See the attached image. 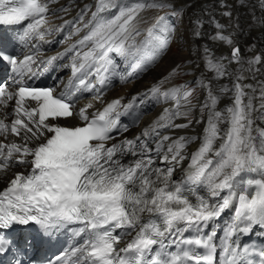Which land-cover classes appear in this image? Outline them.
Instances as JSON below:
<instances>
[{
  "label": "snow or ice",
  "instance_id": "snow-or-ice-1",
  "mask_svg": "<svg viewBox=\"0 0 264 264\" xmlns=\"http://www.w3.org/2000/svg\"><path fill=\"white\" fill-rule=\"evenodd\" d=\"M57 2L0 0V25L28 21L25 38L35 33L44 39L39 30H52L47 27L48 13ZM257 2L264 12V0ZM219 3L229 26L240 30L238 18L233 20L227 10L231 6L226 0ZM238 3L247 6V0ZM185 9L178 0H96V11L84 24L87 31L77 42L80 50L77 45L66 50L75 53L72 78L58 95L55 88L26 83V77L38 74L33 70L36 56L18 59L0 54V61L15 74L11 83H0V177L11 173L0 190V264L3 257H11L8 264H25L22 257L32 240L25 237L21 247L10 237L15 226L29 229L32 225L45 235L71 226L73 244L49 264H215L216 232L205 229L226 211L232 217L224 228V264H253L246 259L247 245L243 250L233 247V237L264 232V127L260 126L264 124V82L258 97L252 85L242 83L245 71L264 68V50L245 61L240 47L222 34L225 25L209 20L217 30L210 38L228 44L230 56L215 57L204 47V68L212 76L202 73L195 81L206 93L204 101L193 104L195 89L184 85L162 90L165 82L183 72L185 66L176 64L149 89L157 102L171 100L173 106L164 108L132 139H118L127 131L119 118L134 107L135 97L129 103L114 99L91 112V102L76 107L78 94L93 92L97 84L107 86L105 73L113 65L110 52L134 61L129 76L154 65L169 49L175 32L169 13L182 21ZM146 12L154 14L150 23L144 19ZM84 14L82 10L79 15ZM191 23L193 39L201 38V17ZM260 23L264 25V15ZM141 24L148 26L137 40ZM80 31L76 28L74 34ZM230 64L239 67L229 71ZM226 76L231 87L214 88L213 81ZM96 91L93 100L99 101ZM229 93L232 103L217 110L220 96ZM197 107L200 119L193 116ZM180 119L187 123H176ZM76 120L79 125L72 123ZM193 123H204L202 136L163 134V130L186 129ZM197 141L189 154L188 146ZM17 167L24 170L14 172ZM177 169L181 175L174 179ZM256 264H264V248L258 251Z\"/></svg>",
  "mask_w": 264,
  "mask_h": 264
},
{
  "label": "bare ground",
  "instance_id": "bare-ground-1",
  "mask_svg": "<svg viewBox=\"0 0 264 264\" xmlns=\"http://www.w3.org/2000/svg\"><path fill=\"white\" fill-rule=\"evenodd\" d=\"M79 1L80 0H58L57 3L50 5L51 12L48 13V21H49L48 27H50V28L57 27V26L61 25L62 23H65V21H69L71 19V17L73 16V13H70V12L65 13V12L61 11V8H67L68 6H71L74 4H79ZM91 1L93 4L92 6L94 7V10L92 12H94V11H96V0H91ZM127 2L131 3L132 0H127ZM178 3L186 5V9H185L186 14L183 17V20L180 21L177 25H175L176 26L175 27V34L177 36L178 41H180L179 42L180 43V51L175 53V54L173 53L174 55H172V56L168 55L167 57H165L162 60V58L167 53L172 51L171 49H169L167 53H165L161 58H159V60L155 64V66H153L149 71H147L145 74H143L141 76V78H139L133 82L122 84V85L118 86L115 90H113L112 96L120 95V96H123L124 98H126L128 96V94L145 88L147 86V84L149 86H154L157 83H159L160 81H162L165 76H167L168 72L171 70L172 67L175 66V64L179 60H182L184 58L189 59V62L186 65L188 67V64L190 63V60H191L190 58H192V59L195 57L200 58L199 52L203 51V50H200L201 43H203L204 46H206L207 44L204 40L198 39V41H197L196 39H193V37L191 35L192 32H191V23L190 22H191V20L195 19L196 17H201V19H202L203 17H205V15H207V14H205V15L203 14L204 16H202V13H200L202 11L198 12L197 9L194 10L197 5L201 6L200 7L201 10H202V8H204L206 10V8L214 7V4L213 3H212V5L210 4L211 0H178ZM232 5H236V3H233ZM242 7L243 8L238 11V14H240L241 16L242 15L246 16V18H244L242 22H244V21L251 22L252 20H254L253 23L252 22L251 23L244 22L243 24L240 25V30L234 31L235 26L234 25L229 26L228 17L222 16L223 20L222 21H221V19H218V20H219V22H221L225 25L226 36H229L233 40V42L240 47L242 57L244 58L245 61H247V59L252 57L254 54H259V53H261L262 50H264V25H261V23H260V18L262 15H264V12H262V10L260 9L257 0H247V6H242ZM215 8H217V10H219V11L223 9V8H221L220 4L215 5ZM227 10H230V9H227ZM233 10H234V8H233ZM203 12H205V11L203 10ZM143 15H147V13H144ZM249 15H250V17H249ZM88 16H89V14H87V12H85V14L83 15V17H81V19L86 21ZM253 17H255V19H253ZM219 18H221V17H219ZM239 18H241V17H239ZM235 19H237V18H233V20H235ZM178 20H175L174 24ZM144 25L145 24H142L141 27H143ZM72 31H73V34L69 35L68 43L74 44L73 40L76 39V42H78L79 39L82 38V32L80 31L77 34H74L75 33V27L72 29ZM141 32H142V35L137 36L136 37L137 40L142 39V37H143V30L142 29H141ZM203 36H204V34H203ZM213 43L214 42H212V44ZM194 44H195V48L193 50ZM223 46H224L223 48H219V47L218 48L217 47L212 48L211 46H208V47L211 49V51L213 52L215 57H229L230 56V53H229V47L230 46H227V45H226L227 47L225 45H223ZM197 50H199L198 53H197ZM193 63H194V60L189 65L190 68L188 67V70L189 71L193 70L192 72H189V73L191 75V79L193 80V82H195L196 78L200 77L201 75H198L200 73H197L195 71V67H194L195 64L193 65ZM223 63L227 64L228 61L223 60ZM197 66H199V65H197ZM201 67H203V65ZM238 67H239V65H236V64L228 65L229 71H234ZM244 67L245 68L248 67L247 63H245ZM256 67L261 68L260 65H257ZM154 68H155V70L151 71ZM165 69H167L169 71L164 74ZM198 69H199V67H198ZM202 70L205 71L204 69H202ZM204 76L207 78H211L212 73L209 72V74H204ZM244 76L246 78L242 81V83L247 84V85H252V87L256 89V92L254 93V95H256L258 97L259 96L260 82H264V68H261L260 71H256L254 73L249 72V71H245ZM189 78H190V76H189ZM213 85H214V88H218L220 85H229V87H231V78L226 76V77L220 79L219 81L214 80ZM164 86L165 85L163 84L162 88H164ZM167 86L169 87L170 85L168 84ZM245 91L251 93V89H245ZM205 95H206V93L202 90V93H201V96L199 98L197 105L204 101ZM129 99L124 101V103H127ZM173 103L174 102L171 100L168 101L167 103H165L162 101L157 102L155 99H153V101L151 103H149V110H148V113L145 117V120H143L142 122H139L134 128H132L131 131L134 133H141L145 128H147L154 120H156L159 117V115L163 112L164 108L172 107ZM231 103H232V99H231L230 93L221 95L220 100L217 104V110H222L226 106L230 105ZM93 104L95 105L96 102ZM254 104L258 105L259 101L258 100L254 101ZM8 111H11V108H9ZM193 116L196 119L201 118L199 107H197L194 110ZM203 119L206 121V119H207L206 115L204 116ZM176 123H187V121L180 119V120H177ZM257 124H260V122L257 121ZM204 126H205L204 123H200V124L193 123L192 126H190L189 128H186V129H175L173 131L163 130V134L171 135L173 137H177V136H202ZM260 126L264 127V124H260ZM197 146H198V141L193 143V144H190L188 146L189 154L192 151H194ZM184 166L185 167L187 166V162H185ZM20 170H24V169L19 168V167L13 169L14 172H18ZM175 175L176 176L181 175V172L179 169H177ZM10 178H11V173H9L8 177H0V187L3 186L5 184V182ZM231 217H232V212L226 211L221 216V218L216 222V225L220 226L221 231L224 232V228L230 222Z\"/></svg>",
  "mask_w": 264,
  "mask_h": 264
},
{
  "label": "rangeland",
  "instance_id": "rangeland-1",
  "mask_svg": "<svg viewBox=\"0 0 264 264\" xmlns=\"http://www.w3.org/2000/svg\"><path fill=\"white\" fill-rule=\"evenodd\" d=\"M213 1H215V0H211V5H212V3H213ZM237 1V2H236ZM226 3H228V5H230L231 7L230 8H228V9H230V10H228V11H231L232 13H233V18H238V20H240L239 21V24L241 25V24H243L244 22H247V23H253L254 22V20H252L251 22H248V21H244V22H242L243 21V19L244 18H246V16H241L240 14H238V11L240 10V9H242L243 7L242 6H240L239 5V3H238V0H226ZM231 3V4H230ZM233 3H236V5H232ZM238 5V6H237ZM201 6H196V8L194 9V10H196L197 9V11L198 12H200V11H202V12H200V13H202V16H204L205 14H207V15H205V17H203L202 18V21H203V23L205 22L206 24L208 23L207 21H209L210 19L209 18H212V19H215L216 21L218 20V19H221V21L223 20V18H222V11H224V9H222V10H217L216 9V12H218V14H219V17H221V18H219L218 16H215L214 14H212V13H208V10L210 9H212V8H214L215 7V5H214V7H210V8H206V10L204 9V8H202V10H201V8H200ZM233 8H234V10H233ZM238 8V9H237ZM203 10L205 11V12H203ZM147 13V15L149 14V12H146ZM152 15H154L152 12H150ZM235 13V14H234ZM204 14V15H203ZM147 15H146V17H147ZM225 17V16H224ZM239 17H241V18H239ZM249 17H250V15H249ZM169 20L173 23L174 21H175V19L176 20H178L176 17H174V16H172L170 13H169ZM207 18V19H206ZM146 20H148V18L146 19ZM181 20H178V21H176V23H175V25H177L179 22H180ZM219 21V20H218ZM255 25V24H254ZM206 28H208V26L206 27ZM203 29L202 30V32H203V34H204V36H202L201 38H199V39H201V40H204L205 42H206V46L208 47V46H211L212 48H223L224 46H223V44H226V43H223V42H218L217 40H212L211 38H209V35H208V33L210 32V30H211V28L209 27L208 29ZM208 30V31H207ZM217 32V31H216ZM216 34V33H215ZM223 35H226V33H225V28H224V31H223V33H222ZM208 35V36H207ZM205 39H204V38ZM192 38V37H191ZM197 41H198V39H196ZM217 41V42H216ZM180 41H178V39H177V36H176V34H173V36H172V38H171V44H170V46H169V49H171L172 51H170L169 53H167L168 52V50L165 52V53H167L163 58H162V60L165 58V57H167L168 55H170V56H172V55H174L175 53H177V52H179L180 51V43H179ZM210 42V43H209ZM212 42H214L213 44H212ZM209 43V44H208ZM219 45H218V44ZM222 43V44H221ZM218 46H217V45ZM228 45V44H227ZM206 46H204L203 45V43H201V47H200V50H203L204 49V47H206ZM226 46V45H225ZM229 46V45H228ZM227 47V46H226ZM194 48H195V44H194V46H193V50H194ZM203 48V49H202ZM199 52V50H197V53ZM164 53V54H165ZM174 53V54H173ZM215 56V55H214ZM191 60H190V63L188 64V67L190 68V64L193 62V60H194V63H193V65L195 64V71L197 72V73H200V74H198V75H201L202 73L203 74H209V72H207L206 70H205V68H204V62H200V58H197V57H195V58H190ZM189 62V59H187V58H184V59H182V60H179L176 64H181V65H183V66H185L184 67V69H183V72L181 73L182 74V76L181 75H179V76H177L176 78H174L173 80H171V82L169 83L170 84V87L169 88H173V87H180V86H182L183 85V80L184 79H186V78H188V83H189V85H191V84H193V80L191 79V75H190V73L189 72H192L193 70H188V67L186 66L187 65V63ZM160 63V62H159ZM200 63V64H199ZM175 64V65H176ZM199 65V66H197V65ZM159 65V64H158ZM157 65V66H158ZM203 65V67H201ZM156 66V67H157ZM155 67V68H156ZM198 67H199V69H198ZM155 68L154 69H152L151 71H154L155 70ZM202 69H204L205 71H203ZM150 71V72H151ZM169 70H167V69H165V71H164V74L166 73V72H168ZM207 72V73H206ZM190 76V80H189V76ZM193 88L195 89V92H194V94H193V104H197L198 103V101H199V98H200V96H201V93H202V90H199V88L197 87V85L196 84H194L193 85ZM200 94V95H199Z\"/></svg>",
  "mask_w": 264,
  "mask_h": 264
}]
</instances>
